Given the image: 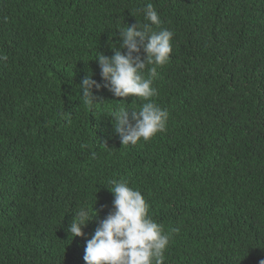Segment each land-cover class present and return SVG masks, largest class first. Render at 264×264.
<instances>
[{"label":"trees","instance_id":"1","mask_svg":"<svg viewBox=\"0 0 264 264\" xmlns=\"http://www.w3.org/2000/svg\"><path fill=\"white\" fill-rule=\"evenodd\" d=\"M147 3L174 32L153 83L169 119L122 145L110 115L144 101L113 96L96 58L150 23ZM0 56V264H84L113 179L180 229L164 264L264 260V0H0ZM89 74L94 105L78 87ZM82 207L96 216L72 238Z\"/></svg>","mask_w":264,"mask_h":264},{"label":"clouds","instance_id":"2","mask_svg":"<svg viewBox=\"0 0 264 264\" xmlns=\"http://www.w3.org/2000/svg\"><path fill=\"white\" fill-rule=\"evenodd\" d=\"M143 11L145 20L150 23L136 22L119 31L123 54L113 47L114 54L110 58L99 52L96 58L105 87L113 96H133L144 101L139 110L125 107L121 102L112 111L114 131L122 145H136L164 133L169 119L168 111L153 101L158 96L153 83L159 77L158 68L170 60L174 32L166 28L156 31L152 27L162 23L152 3H147ZM0 59L6 60L7 56H0ZM78 87L86 105L96 104L92 89L99 90L100 85L91 74ZM92 157L95 158V152ZM108 183L114 197L113 210L86 242L84 264H164L165 252L180 229L173 227L166 232L149 214L150 205L142 192L130 187L128 181L113 179ZM91 211L94 215L84 207L76 212L68 228L72 238L83 236L82 229L96 216L93 207ZM260 264H264V260Z\"/></svg>","mask_w":264,"mask_h":264}]
</instances>
